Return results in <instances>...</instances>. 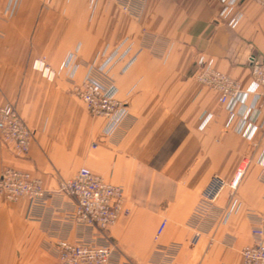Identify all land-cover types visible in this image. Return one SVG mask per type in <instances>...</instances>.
<instances>
[{
    "label": "crops",
    "instance_id": "crops-1",
    "mask_svg": "<svg viewBox=\"0 0 264 264\" xmlns=\"http://www.w3.org/2000/svg\"><path fill=\"white\" fill-rule=\"evenodd\" d=\"M221 9L219 0H146L135 17L111 0H0V106L16 105L34 132L25 159L0 141V176L19 170L55 190L61 180L88 168L121 186L128 213L109 232L112 264H242L241 252L252 243L249 212L264 218V167L256 161L264 132L249 143L239 131L255 98L234 105L228 128L230 112L219 94L194 79L203 63L243 90L250 88L251 62L264 60V8L242 2L243 19L234 29L220 20ZM125 39L136 59L125 73L122 65L115 68L113 76L129 115L103 138L106 120L88 114L65 74L50 83L31 65L44 58L59 70L77 50L83 66L75 81L81 83L86 65L98 63L105 50ZM206 115L211 119L203 125ZM251 155L236 191L239 212L225 225L214 212L193 228L190 219L212 178L230 184ZM229 198L226 190L218 206ZM48 205L58 220L52 225L48 218L28 221L27 201L5 204L0 197V264H61L56 242L77 235L66 216L73 202L56 199ZM164 220L166 229L157 238Z\"/></svg>",
    "mask_w": 264,
    "mask_h": 264
},
{
    "label": "built area",
    "instance_id": "built-area-1",
    "mask_svg": "<svg viewBox=\"0 0 264 264\" xmlns=\"http://www.w3.org/2000/svg\"><path fill=\"white\" fill-rule=\"evenodd\" d=\"M111 1L123 13L135 17L142 14L146 3V0ZM244 1L264 8V0H219L222 6L219 18L229 28H236L242 21L243 14L238 8ZM132 45L125 39L111 52L105 50L98 63L86 65L87 72L81 83L75 81L77 71L83 66L77 50L67 55L59 70L54 69L44 58L34 60L31 68L50 83L55 82L63 72L72 84L73 95L84 103L88 114L93 118L106 120L103 138H110L129 115L128 104L117 97L118 88L113 71L122 65L121 73H125L134 63L136 57L130 55ZM251 74L252 82L248 90H243L231 77L203 63L197 64L194 75L197 83L215 90L219 94V102L229 109L228 128L234 118V105L237 102L245 105L250 96L255 98V104L245 109L239 130L249 143L255 142L258 132H264V60H252ZM210 119L211 116H204L203 125ZM33 139L34 132L26 124L16 105L0 106V141L4 146L17 158L25 159L29 155ZM99 145L100 142H95L93 148ZM253 160V155L243 160L230 184L218 177L212 178L190 219L193 228H198L214 212H217L218 221L222 225L227 224L239 212L242 204L236 191ZM256 161L264 167V148ZM260 179L264 183V172ZM226 190L229 191L230 198L226 206L220 207L218 200ZM0 197L5 204L27 201L26 219L44 223L48 218V224L51 225L57 218L54 215L55 207H48V203L56 199L72 200L73 208L66 216L68 222L75 226L77 235L76 238L58 239V260L61 264H112L115 246L110 240L109 232L128 213L121 186L106 182L88 168H81L72 179L61 180L55 190H47L41 179L9 168L0 176ZM249 217L252 223V243L241 252L242 264H264V218L254 211L249 212ZM166 226L167 221L164 220L158 229L157 238L164 233ZM200 237L201 233L198 231L192 244H196Z\"/></svg>",
    "mask_w": 264,
    "mask_h": 264
}]
</instances>
